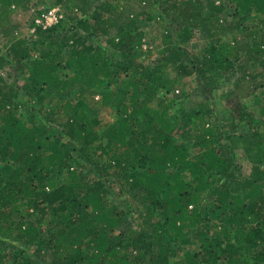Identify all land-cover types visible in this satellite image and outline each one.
I'll list each match as a JSON object with an SVG mask.
<instances>
[{"label": "trees", "instance_id": "1", "mask_svg": "<svg viewBox=\"0 0 264 264\" xmlns=\"http://www.w3.org/2000/svg\"><path fill=\"white\" fill-rule=\"evenodd\" d=\"M159 2L167 47L161 60L146 63L139 58L145 54L141 24L154 19V0H105L93 16L92 0H59L67 17L37 29L35 58L26 38L16 36V18L30 15V0H0V37L10 42L0 51V164L7 163L0 173V264L12 257L11 264H40L16 246L45 244L37 225L26 221V209L28 217L48 216L55 228L48 242L53 264H264V94H258L264 89V0H230L234 22L221 16L224 7L215 0ZM69 24V31L105 36L110 50L89 44L87 36L77 34L72 44L59 37ZM196 29L207 43L190 51L182 45ZM9 66L30 82L29 97L38 105L48 90L59 107L26 110L29 98L2 76ZM228 73L237 97L256 103V110L240 114L244 132L239 123L226 134L211 111L186 121L168 111L186 90V78L213 88ZM118 83L121 89L111 90ZM76 86L105 87L102 107L119 109L103 134L94 128L101 121L85 110V92L67 95ZM161 92L166 98L151 108ZM176 136L195 152L174 142ZM240 151L249 176L232 172L233 152ZM108 185L147 209L138 230L110 205ZM83 204L92 216L74 218ZM189 245L197 250L177 258L178 248Z\"/></svg>", "mask_w": 264, "mask_h": 264}, {"label": "rangeland", "instance_id": "2", "mask_svg": "<svg viewBox=\"0 0 264 264\" xmlns=\"http://www.w3.org/2000/svg\"><path fill=\"white\" fill-rule=\"evenodd\" d=\"M58 1L59 0H30V15H28L27 18H16L17 23L21 25V28L18 31V34H16V36H19L20 38L24 36L26 38L27 42L29 43L30 49L34 54V58L38 56L39 50V47L36 46L34 43L41 40L37 33V29L39 27H37L36 25V20L40 18L42 14H45L50 10L60 8L61 5L58 4ZM103 1L105 0H92L90 9L92 12V16L94 15L95 9L97 7H100ZM202 1L207 4V0ZM215 1L216 5H222L224 7V12L221 15L224 19H227L231 22L237 20V15L234 9L230 7V0ZM154 2V9L150 11L151 13L153 12L154 19L147 22L144 21L145 23L143 22L141 24L142 29L145 31L146 34L145 38L143 39L141 48V50L145 54L143 56H140L139 58L140 60H144L146 58V63H157L159 60H161L163 58L162 53L165 50V47H167V45L163 43V35L165 34V32L163 28H161V25L163 24V14L161 12L163 10V5L160 4L159 0H154ZM64 15L65 14H63V20L67 17L66 15ZM71 25L72 24L67 25L66 29L63 28L62 30H59V37L63 36L65 38H68L70 39L71 43L74 41V37H76L77 34L81 36H87L89 44L92 43L100 45L103 49H106L108 51L110 50V46H107V38L105 36L99 35L101 37H98L86 35L82 29H74L72 31H69V26ZM156 29L158 30L157 34L155 33ZM206 43L207 38L205 37V35H202L201 31L199 29H196L194 30V35L189 44H185L182 46L188 48L190 51H197L203 48ZM9 46L10 42H7L0 37V51H3L5 53L8 50ZM114 51L115 50L113 49L108 53L110 57H112ZM113 59L116 60L117 58ZM2 76L9 79L10 83L16 81V84L20 89L21 96L29 98L27 99L28 104H26L25 106L26 110H32L33 108L43 107L47 108L48 111H50L56 110L59 107L58 98L48 90L43 91V95H45V101L43 105H38L34 97H29V93L32 91L33 88H30V82L24 81V75L15 74L13 68H11L10 66L6 67V69L2 71ZM220 80L221 82L217 86L213 88H208L200 79L196 78L195 76L186 78V90L180 94L181 97L175 101L172 107L168 108V111L179 120L184 121L193 118L200 111H211L213 121L216 122L217 125L220 126L222 130L226 132V134L227 132H230L229 129L230 127L232 128L233 124L239 123L241 125V131L239 133L244 132V123L241 122L240 114L256 110V103L254 101V98H250L248 100L239 99L236 93L234 92L235 79L229 73L227 75H222ZM121 86L122 85H119V83L113 84V86H111V90H120ZM41 89L42 87L38 86L37 90L40 91ZM105 90V87L97 89H85L76 86L71 88L69 92H67V95L69 97H75L78 91L85 92V110L90 114V116H92L93 118H98L101 121V125L94 126L95 130L99 134H103L106 126L117 121L120 112L119 109L113 111L111 108L102 107L101 102ZM263 91L264 89L260 90L258 94L260 96H263ZM177 93H179V91ZM168 97L172 100V96ZM164 98H166L165 93L161 92L159 98L154 100L150 104L151 108H155L158 103ZM174 142L178 144H183L191 153L195 152V150L193 149V145L191 143L184 142L179 136L175 137ZM233 153L235 156V167L232 172L235 173L237 177L239 174L249 176L250 165L243 157V152L240 151ZM6 165V162L0 164V173L3 168L6 167ZM237 166L241 168L240 172H235ZM219 179L222 183L226 181L225 178L221 176L219 177ZM106 199L109 200L111 206H114L119 211L121 210V212L124 214V220L128 228L129 226L134 228V230H138V228H140L144 215L147 213V209L145 207L139 204L136 200H132L129 196L127 197L125 194H122L119 187L116 185H108ZM75 208L77 214L74 213V218H77L78 215L92 216L91 209H88L86 204H83L82 206L77 205ZM26 210L24 212V217L26 216V221L37 225L39 231V238L45 244L35 243L32 245L23 246L19 244L16 246H18V248H21L24 251V257L32 263L39 262L40 264H53V257L49 252L48 242L50 236L53 234V229L55 231V228H53L52 224L50 223V219L48 218V216L45 217L41 213H33V215L31 214V216L28 217L29 213H31L32 210L29 211V213H27ZM156 221L157 219H155V222ZM123 243L126 245V240H124ZM92 246L93 243L90 244V247ZM192 250H197V247L194 245H189L184 248H178L177 258L182 259L184 253ZM128 253L130 258L134 259V257H136V253L132 249ZM252 256L249 257L252 258ZM13 259L14 258L12 257V260L9 261L8 264H11ZM15 260L17 261V258Z\"/></svg>", "mask_w": 264, "mask_h": 264}, {"label": "built area", "instance_id": "3", "mask_svg": "<svg viewBox=\"0 0 264 264\" xmlns=\"http://www.w3.org/2000/svg\"><path fill=\"white\" fill-rule=\"evenodd\" d=\"M62 13L61 9L57 8L42 14L41 17L39 16L40 18L36 20L37 27L45 31L59 25L63 20Z\"/></svg>", "mask_w": 264, "mask_h": 264}]
</instances>
